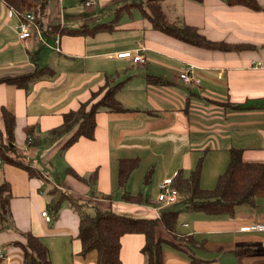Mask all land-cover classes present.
<instances>
[{
  "label": "crops",
  "instance_id": "obj_1",
  "mask_svg": "<svg viewBox=\"0 0 264 264\" xmlns=\"http://www.w3.org/2000/svg\"><path fill=\"white\" fill-rule=\"evenodd\" d=\"M131 1L145 0H39L23 3L19 13L0 0V78L32 76L21 87L0 82V141L6 137L5 109L14 115L16 153L38 174L0 161V181L10 186L11 217L18 228L0 231V264H23L22 248L14 242H24L26 233L42 240L50 264H96L95 251L80 254L79 218L72 206L63 202L57 215L48 210L46 192L53 185L75 198L82 211L86 202L92 211L96 205L151 218L158 216L153 205L161 179L178 170L188 174L201 156L203 188L214 186L230 147L241 148L247 162H264V0H257L261 10L226 0L162 1L170 21L182 19L202 36L239 43V49H210L179 40L151 28L136 9L123 14L110 30L60 32L109 22L116 8ZM101 10L112 16L95 21ZM26 13L39 16L36 24H29L31 36L19 39L17 26ZM138 48H144V62L114 55ZM184 69L191 72L189 82L179 78ZM104 81L121 82L115 97L126 109L99 108L94 138L80 137L64 149L65 135L41 141L35 147L44 150L31 157L27 130L44 137L62 122L63 113L76 109ZM121 158L138 161L122 187ZM67 168L87 181L65 173ZM137 193L145 202L124 198ZM44 210L52 214L48 220L41 215ZM178 210L177 231L192 243L186 248L164 244V264H190L191 259L197 264H264V232L241 230L264 221V191L258 192L254 206L237 205L232 215ZM157 230L168 238L163 228ZM143 243L140 233L122 235L120 264H145Z\"/></svg>",
  "mask_w": 264,
  "mask_h": 264
},
{
  "label": "trees",
  "instance_id": "obj_2",
  "mask_svg": "<svg viewBox=\"0 0 264 264\" xmlns=\"http://www.w3.org/2000/svg\"><path fill=\"white\" fill-rule=\"evenodd\" d=\"M7 6L18 13L23 3H37L39 0H2ZM164 0H145L144 2L131 1L123 4L114 10V16L111 21L97 23L89 28L72 29L61 28L60 32L70 34H91L99 31L110 30L120 20L123 14H128L132 9L138 10L139 14L149 22L153 29L160 30L169 36L179 40L191 43L196 46L210 49H239L240 44L225 43L223 41L210 40L196 29V27L185 23L182 19L170 21L162 9ZM201 1V0H193ZM229 5H239L251 10H261L263 7L257 0H226ZM39 16V15H37ZM39 74V72H38ZM35 75V74H32ZM30 75L0 78V82H14L21 87L26 84ZM150 80V79H149ZM121 82L104 83L92 91L89 98L80 102L74 110H69L62 115V122L55 127H51L45 133L44 137L34 136L33 132L27 130L25 143L27 146H38L43 142H52L53 140L66 136L61 144L64 149L80 137L94 138L95 115L99 108H105L111 111H122L126 109L115 94L120 88ZM233 108H244L243 105H232ZM4 127L6 137L0 141V161L7 162L23 168L29 175H38L22 157L17 154L12 145L14 142V115L3 109ZM229 159L225 169L220 173L211 188H203L199 184L202 170L201 156L195 167L188 174L178 170L171 177L172 186L178 190L181 195L179 203H182L184 210L189 212H201L207 215H232L237 205L254 206L256 195L264 191V162H247L243 160L242 149L236 147L228 148ZM137 158H121L118 164V182L121 187L126 182L131 171L136 167ZM67 174L79 180L87 179L76 174L72 169L67 168ZM148 174V173H147ZM147 176V175H146ZM94 172L90 178L94 179ZM89 178V179H90ZM148 179V178H147ZM49 200L48 210L57 215L63 202H68L78 214V232L77 238L80 241V254L84 256L86 252H96V264H120L119 247L120 238L127 233H140L144 237V243L141 252L145 257V264H164L162 257V247L164 244L173 247H185L191 244L190 236L181 235L177 231L178 215L180 210L173 206H168L158 210V216L151 218H142L126 215L116 212L110 208L96 207L94 214L82 211L76 199L54 185L47 190ZM10 186L7 181H0V230L3 224L11 218ZM126 200L132 202L143 201L140 193L136 195L124 194ZM157 227L163 228L168 235L166 237L159 235ZM190 242V243H189ZM19 244L23 251V264H50L46 246L39 237L31 234H25L24 242H14ZM242 252L243 250H239ZM196 259H191L190 264H197Z\"/></svg>",
  "mask_w": 264,
  "mask_h": 264
},
{
  "label": "built area",
  "instance_id": "obj_3",
  "mask_svg": "<svg viewBox=\"0 0 264 264\" xmlns=\"http://www.w3.org/2000/svg\"><path fill=\"white\" fill-rule=\"evenodd\" d=\"M84 4L90 5L93 4V1H87ZM37 15L34 13H26L23 15L22 20L18 23V34L19 39L27 38L31 36V32L29 30V24H36ZM144 48H138L136 50H122L116 52L114 55L117 58H126L129 59L133 63L144 62L143 52ZM179 78H181L185 82H189L192 78L190 70L184 69L180 72ZM157 201H161L166 205L178 202L181 198L180 193L177 189L172 186L171 177L162 178L158 183V192L156 193ZM41 215L48 220L49 216L47 211L44 210L41 212ZM242 231H253V232H264V221L254 222L252 224L243 226L241 228ZM262 246L264 247V240L262 241ZM3 253L0 248V257H2Z\"/></svg>",
  "mask_w": 264,
  "mask_h": 264
},
{
  "label": "rangeland",
  "instance_id": "obj_4",
  "mask_svg": "<svg viewBox=\"0 0 264 264\" xmlns=\"http://www.w3.org/2000/svg\"><path fill=\"white\" fill-rule=\"evenodd\" d=\"M83 7V6H82ZM83 8H85V7H83ZM86 8H88V7H86ZM109 11H107V10H101V11H98L97 12V14H96V18H95V21H97V20H102V19H108V18H110L111 16H112V14L110 13H108ZM106 15V16H105ZM103 17H106V18H103ZM108 17V18H107ZM68 134H66V136H67ZM44 147H42V148H39V147H35V146H31V152H32V154H31V157H35V156H38V155H40V152H41V150H44L43 149ZM28 156H29V154H28ZM29 163H31L32 164V161H29ZM147 174L145 173V177H144V179H145V182H146V180H147V178H148V175L146 176ZM157 193V192H156ZM155 193V194H156ZM157 195V194H156ZM146 197V196H145ZM145 197H144V199H145ZM42 198H44V199H46V195H45V193H44V195H43V197ZM144 202H145V200H143ZM175 205V204H177V205H175L174 206V208H176V209H181V208H183L182 206H183V204L182 203H179V201L178 202H175V203H172V204H169V205H166V204H164L163 202H161V201H157V199H155V205H153V208L154 209H157V207H158V209L157 210H161L162 208H166V207H168V206H172V205ZM86 206H87V203L86 202H83V211H86L87 213H90V214H94V211H92V210H88L87 208H86ZM48 215L49 216H52V214L48 211ZM15 225V223H14V220H13V217H11L8 221H6L4 224H3V226L1 227L2 228V230H6V229H10V230H13V231H18V228L16 227V226H14ZM1 231V230H0Z\"/></svg>",
  "mask_w": 264,
  "mask_h": 264
}]
</instances>
